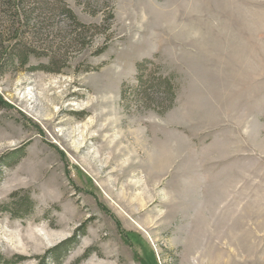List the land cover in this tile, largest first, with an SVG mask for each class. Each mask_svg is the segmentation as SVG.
Segmentation results:
<instances>
[{
    "label": "rangeland",
    "instance_id": "374dc122",
    "mask_svg": "<svg viewBox=\"0 0 264 264\" xmlns=\"http://www.w3.org/2000/svg\"><path fill=\"white\" fill-rule=\"evenodd\" d=\"M0 98L4 259L264 264V0H0Z\"/></svg>",
    "mask_w": 264,
    "mask_h": 264
},
{
    "label": "trees",
    "instance_id": "16d2710c",
    "mask_svg": "<svg viewBox=\"0 0 264 264\" xmlns=\"http://www.w3.org/2000/svg\"><path fill=\"white\" fill-rule=\"evenodd\" d=\"M148 63L153 62L151 60H144L137 64V84L134 87L123 88L121 90V97L122 99L130 98L134 103H147L149 106L154 105L158 107V113H164L174 105L177 87L171 75L156 74L150 68H147ZM0 103L5 105V102L1 98ZM16 197H18L17 194L12 199L15 200ZM26 200L28 201V197ZM17 202L19 203L20 201H15V204ZM27 205H30L29 201ZM11 210L13 211L11 213L15 215L14 208H11ZM51 255L49 257L53 259ZM38 259L41 260L40 264L45 263L44 256ZM21 260V256H14L12 259L6 260L0 255V264H17Z\"/></svg>",
    "mask_w": 264,
    "mask_h": 264
},
{
    "label": "crops",
    "instance_id": "0c3cea01",
    "mask_svg": "<svg viewBox=\"0 0 264 264\" xmlns=\"http://www.w3.org/2000/svg\"><path fill=\"white\" fill-rule=\"evenodd\" d=\"M210 172H214V173H216L217 172V183H219V182H226V181H228V178H231V177H233L234 176V174H233V172L234 171H232V170H224V169H217V170H215V171H210ZM202 177H204V183H209L210 181H211V179L210 178H212L213 177V175H203ZM206 178H208V179H206ZM219 179V180H218ZM225 186H226V184L224 183V184H219V187H221L219 190H221V189H223V188H225ZM228 189H223L221 192H219L218 194H220V196H222L223 194V192H226ZM229 193H231L230 191H228ZM224 199V198H223ZM225 202V201H224ZM224 202H222V207H224V206H228L227 208H229V207H231V203H229V202H227V203H225V205H224ZM225 223V222H224ZM226 224V223H225Z\"/></svg>",
    "mask_w": 264,
    "mask_h": 264
},
{
    "label": "bare ground",
    "instance_id": "6f19581e",
    "mask_svg": "<svg viewBox=\"0 0 264 264\" xmlns=\"http://www.w3.org/2000/svg\"><path fill=\"white\" fill-rule=\"evenodd\" d=\"M102 115V114H101ZM91 125V124H90ZM118 140V139H117ZM119 142V141H118ZM113 143V142H112ZM118 144V143H117ZM116 147V145H115V143L113 144V146H112V148H115ZM211 254V253H210ZM211 258V257H210ZM213 262H215V261H217V253H215V255H213ZM208 262H211V261H208ZM216 264V263H215Z\"/></svg>",
    "mask_w": 264,
    "mask_h": 264
}]
</instances>
